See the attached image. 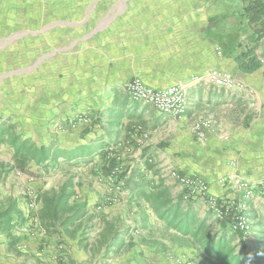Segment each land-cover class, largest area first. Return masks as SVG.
Here are the masks:
<instances>
[{
    "label": "crops",
    "instance_id": "1",
    "mask_svg": "<svg viewBox=\"0 0 264 264\" xmlns=\"http://www.w3.org/2000/svg\"><path fill=\"white\" fill-rule=\"evenodd\" d=\"M159 1L136 9L120 7L119 0H0V12L37 23L36 29L27 27L35 40H22L26 57L31 47L37 50L36 71L0 109V125L10 119L12 137L71 156H60L58 163L31 162L29 170L42 174L37 182L26 170L18 177L21 187H11V178L0 189V206L14 199L18 210L10 230L0 231V264H213L192 245L174 241L177 233L138 196L140 188L151 192L162 184L184 200L172 171L200 176L220 199H242L234 179L250 183L254 234L247 240L205 203L195 202L202 217L210 216L213 233L226 228L239 248L255 246L264 216V25L240 24L234 13L224 17L206 0H196L197 10L166 2L155 6ZM77 27L89 31L73 35ZM241 54H249L246 63L254 56L259 68L243 71ZM214 70L231 74L246 89L218 88L209 81ZM135 78L153 89L185 83L186 114L178 118L133 101L126 85ZM201 119L211 122L204 140L192 133ZM7 146L12 156L0 154V162L12 165L15 148ZM120 162L129 176L126 197L105 204L115 192L107 172L101 175L92 166L118 168ZM70 181L69 204L86 206L83 217L47 227L39 201L38 223L24 218L26 198L19 196L29 184L39 196L58 193Z\"/></svg>",
    "mask_w": 264,
    "mask_h": 264
},
{
    "label": "trees",
    "instance_id": "2",
    "mask_svg": "<svg viewBox=\"0 0 264 264\" xmlns=\"http://www.w3.org/2000/svg\"><path fill=\"white\" fill-rule=\"evenodd\" d=\"M212 2L216 9L221 11L226 17L229 13H234L239 23H246L248 26L264 25V0H206ZM249 54H241L238 58L243 71L252 73L259 68L255 57L246 58ZM248 66H245V64ZM13 126L6 128L5 124L0 125V144L7 132H11ZM10 144L15 148L14 159L18 165L35 162L44 164L47 161H55L64 156L71 159L70 155L53 149L51 147H39L29 139L23 140L21 136H14L10 139ZM69 161V160H68ZM113 163V162H111ZM107 175H110L117 166H104ZM124 175L128 174L124 171ZM138 189L137 184L134 185ZM72 182L66 183L58 193L42 194L38 200L42 202L43 208L40 211V220L47 227H55L61 221L62 225L78 220L86 213V206H71L69 200L73 195ZM138 196L150 204L159 219L167 224L175 234L172 239L182 245L195 247L198 252L204 255L213 264H264V216L262 228L255 237V246L251 251L246 247L239 248L235 244V238L226 228L219 235L213 233L210 226V216L200 215L195 201L185 202L181 197L174 198L168 187L158 184L152 188L151 192H146L142 188L138 191ZM17 203L8 200V205L0 206V231L10 230L12 214L17 212ZM264 215V206L263 211ZM257 217V214H255ZM226 227V224H223ZM129 247L133 246L132 240Z\"/></svg>",
    "mask_w": 264,
    "mask_h": 264
},
{
    "label": "built area",
    "instance_id": "3",
    "mask_svg": "<svg viewBox=\"0 0 264 264\" xmlns=\"http://www.w3.org/2000/svg\"><path fill=\"white\" fill-rule=\"evenodd\" d=\"M209 81L218 88L246 89V86L231 74L217 70L209 74ZM126 91L133 101L151 105L161 113L180 118L187 112V85L185 83H178L163 89H153L145 85L141 79L135 78L127 83ZM81 118L86 123L91 122V118L85 114ZM210 127L211 122L209 120L201 119L195 123L192 133L198 139L204 140ZM171 177L184 189L183 198L185 201L205 203L215 218L226 223L230 231L240 235L243 240L253 236L254 228L248 215L249 204L247 203L254 196V188L250 183L241 179H234L235 188L244 193L242 199L237 201V199L217 198L211 193L207 181L198 175H182L178 171H172ZM126 180L127 176L124 175V171L120 167L108 176L111 189L115 193L106 197L105 204L120 203L123 197H126ZM224 181L222 180V183ZM39 209L38 195L29 194L24 204V218L31 224L38 223Z\"/></svg>",
    "mask_w": 264,
    "mask_h": 264
},
{
    "label": "rangeland",
    "instance_id": "4",
    "mask_svg": "<svg viewBox=\"0 0 264 264\" xmlns=\"http://www.w3.org/2000/svg\"><path fill=\"white\" fill-rule=\"evenodd\" d=\"M168 3L170 4V8L176 7H186L190 10H197L198 8H201L199 1V4L196 0H160L155 4V6H158L159 3ZM153 2L151 0H119V6L124 8H136L139 9L140 7H149V4L151 5ZM155 3V2H154ZM181 4V5H180ZM144 5V6H143ZM13 6V4H12ZM152 6V5H151ZM150 6V7H151ZM11 5H9V8ZM204 8H209L212 10V6L208 3H205ZM6 10H3L0 12V109L3 108L5 105H7L9 97H12L13 93H18L22 90L23 87H26V78L28 74L32 75L33 71H36V53L37 50L35 47H31L30 54L28 57H26L25 48L23 47L22 40L24 38H29L32 40H35V37H33L32 34H28L29 25H32V27H36L37 23L34 22L33 24L27 23V21L20 17H14V16H7V12L5 14ZM35 20H38L39 18H34ZM32 23V22H30ZM89 26V25H88ZM32 28V30H35ZM73 35H85L89 31L88 29H85L84 27H77L75 29H72ZM54 39L50 35V40L52 41ZM55 41V40H53ZM29 45H34V43L29 42ZM19 94V93H18ZM9 98V99H8ZM8 99V100H7ZM5 120L2 119L3 122ZM5 124L6 128H9L12 125L10 119L6 122H3ZM13 130V129H12ZM6 135H9V140L6 139ZM5 142H2L3 147H1L0 154L4 158H11L12 151L10 150L11 147H8L7 145L10 144V139H12V133L9 131L4 136ZM10 160V159H9ZM13 163L10 165V163L7 165L5 161L0 162V189H5L9 185V181L12 178L11 187H21V182L18 179L19 176H23V172L26 170H29L30 163H24L21 165H18V163L15 161L14 157H12L11 160ZM103 164V162H102ZM107 164V163H106ZM106 164L104 166H106ZM120 168L126 172L125 167H123L122 162L119 163ZM93 170H96L99 174H105L106 170L105 167H98L95 169L94 166ZM76 168V167H75ZM32 170V169H31ZM36 170V169H35ZM51 170H53L51 168ZM32 177L31 180L32 183L37 182L39 177L42 176L41 173L32 172L29 170V173H27ZM107 176V175H105ZM8 184V185H7ZM31 187H27L24 189V194H20V198H27L29 194L35 193L39 194L38 191L35 189L34 184L31 185ZM13 198V196H12ZM14 200V199H12ZM39 213V212H38ZM211 226V223H210ZM215 228V227H213ZM248 246V245H247ZM250 248V247H249Z\"/></svg>",
    "mask_w": 264,
    "mask_h": 264
}]
</instances>
